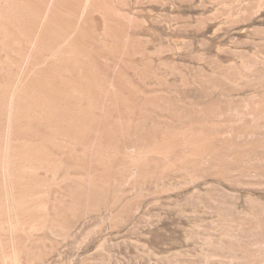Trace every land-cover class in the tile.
Returning <instances> with one entry per match:
<instances>
[{
  "label": "rangeland",
  "instance_id": "374dc122",
  "mask_svg": "<svg viewBox=\"0 0 264 264\" xmlns=\"http://www.w3.org/2000/svg\"><path fill=\"white\" fill-rule=\"evenodd\" d=\"M110 2L113 12L76 25L99 75L126 97L105 118L126 129L120 156L130 164L135 146L182 126L209 131L221 151L188 167L113 161L106 195L64 202L23 264H264V0ZM5 41L1 56L15 70L27 61L15 50L32 43Z\"/></svg>",
  "mask_w": 264,
  "mask_h": 264
},
{
  "label": "bare ground",
  "instance_id": "6f19581e",
  "mask_svg": "<svg viewBox=\"0 0 264 264\" xmlns=\"http://www.w3.org/2000/svg\"><path fill=\"white\" fill-rule=\"evenodd\" d=\"M112 4L110 0H0V51L10 49V44H4L9 38L32 43L19 44L25 46L15 50L27 58L15 70L10 57L0 53V264H23L35 254L32 246L39 239L38 230L51 224V216L62 214L64 202L73 208L82 198L89 206V198H100L111 186L106 171L113 161L138 170L151 162L163 169L188 167L221 151L215 144L217 137L202 129L194 131L196 127L187 122L194 129L182 130V124L181 131H159L162 134L135 146L137 156L130 164L120 156L126 147L120 137L126 129L108 124L105 118L127 104L126 97L99 75L89 60L91 53L87 56L84 29L76 25L87 12H113ZM106 27L112 29L110 24ZM61 40L66 44L59 51L61 44L56 43ZM78 164L84 168L78 173L84 175L74 179L71 170ZM93 164L100 172L93 170ZM70 175L73 184L65 189L61 184Z\"/></svg>",
  "mask_w": 264,
  "mask_h": 264
}]
</instances>
